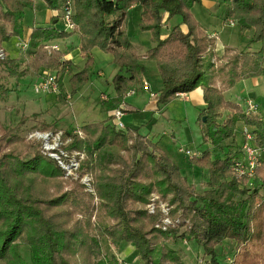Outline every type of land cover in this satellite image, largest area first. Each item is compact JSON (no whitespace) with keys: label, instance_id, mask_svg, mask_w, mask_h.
Listing matches in <instances>:
<instances>
[{"label":"trees","instance_id":"16d2710c","mask_svg":"<svg viewBox=\"0 0 264 264\" xmlns=\"http://www.w3.org/2000/svg\"><path fill=\"white\" fill-rule=\"evenodd\" d=\"M40 1L52 11L61 10L64 2ZM199 1L71 0L73 29L57 25L32 28L24 71L37 77L40 72L53 73L59 85L68 75L69 96L73 97L92 71L91 51L98 48L110 53L118 68L111 81L115 95L100 100L101 108L132 111L124 97L141 83L144 67L126 37L125 24L130 8L140 6L139 29L150 32L155 44L145 57L155 62L161 80L157 103L167 104L180 94L202 88L206 107L199 112L197 122L202 142L209 147L189 159V165L200 169L202 191L138 130H118L107 120L81 126V135L65 132L61 137L62 142L70 139L61 149L83 155L79 178L90 177L92 192L66 176L40 145L27 142L15 127H2L0 264H28L19 252L20 244L28 247L29 264H122L114 256L94 260L102 254L101 239L114 247L133 246L139 264H182L167 244L181 228L207 258V264L264 263V116L246 114L223 97L237 82L259 77L264 71V0H230L224 22L235 23L241 34L252 32L250 42L259 43L260 48L252 52L225 46L224 62L217 67L210 62L211 40L191 13ZM33 9V0H0V47L11 37L22 38L25 15ZM165 14L166 19L177 16L180 21L161 38ZM55 19L58 22L60 17ZM74 34L85 59L84 67L75 73L71 61L49 45ZM0 63L10 67L20 61L6 56ZM10 74L19 75L15 70ZM7 92L0 84V94ZM240 124L249 127L252 145L260 150L250 178L231 171L234 161L242 158V144L234 149ZM154 192L163 201L170 196L171 225L164 230L160 227L162 213L155 210L150 214L146 209ZM93 198L98 201L95 206ZM224 244L232 246L231 256L223 254Z\"/></svg>","mask_w":264,"mask_h":264},{"label":"rangeland","instance_id":"374dc122","mask_svg":"<svg viewBox=\"0 0 264 264\" xmlns=\"http://www.w3.org/2000/svg\"><path fill=\"white\" fill-rule=\"evenodd\" d=\"M207 3H214V6L211 9H207L208 7L205 6ZM229 6L230 0H200L199 3L192 7L191 13L195 21L199 23L203 30L206 29L208 32H215L218 34L219 41L225 46L236 48L238 51H258L260 44L250 42L252 32L241 34L235 23H230L229 20L224 23V18ZM132 9L129 10V15L125 24L126 37L137 55L140 48L136 46H140L141 49H144L147 53V51L154 47L155 44L151 41L150 32L139 29L140 6H133ZM44 13L45 12L42 9H37L36 17L40 18ZM25 16V25H31L32 12H27ZM55 17L59 18L60 16L56 15L51 17V21ZM178 19L179 17L174 16L170 18L167 23L165 19V22L160 29V37L163 34L168 35L171 28L178 24ZM57 26L59 28H64L61 18L58 20ZM15 38L16 37H11L6 41L5 47L8 52H10V49L15 52L16 49L19 54L16 55L17 52H10L8 56L7 51H4L7 57L11 59L16 57L15 59H18L20 63L10 67L0 63V84L8 91L6 94H0V130H3L2 127H15L21 137L27 142H33L35 145H40L43 152V149L45 150V147L47 146L46 141L50 146V143L53 144L50 133L54 135L56 132L61 131L72 135L73 133L78 132L79 128L85 124L103 120H107L108 123L113 124V119H109V117L106 116L107 112L101 108V102L99 100L100 94L103 98H107L106 96L108 95L110 97H114L115 95L111 81L113 76L118 72V68L114 65L113 56L110 53H105L98 48L92 49V71L88 74L86 82L73 97L69 96L70 85L68 83V75L64 76L65 80L63 78V82L61 81L59 94L36 93L34 91V85L37 83L38 77L30 72L24 71V63L27 57L28 48L27 46L25 47L22 45L21 41L17 42ZM78 53L80 55L78 57L82 60L81 63H78L77 58H74V61H76V66L72 65V72L74 73L81 70L85 64V59L82 57L79 48ZM140 63L144 67V74L141 76V81L147 76L150 91L152 92L150 94H159L162 85L155 62L153 60H147V62L140 61ZM13 70L19 74L17 77H13L10 74ZM99 73H101L100 76L98 75ZM41 74L43 73L40 72V75ZM145 89L147 90L141 89L139 83L130 88L127 92L129 93L130 90H136L138 93L136 96L126 97V95L124 97V103L133 109L130 112L123 113L121 117L124 128L138 130L141 135L146 136L151 143L164 151L169 159L179 167L181 174L186 177L190 183L194 184L198 191H202L204 179L201 176L200 169L189 165V162L185 161L183 155L178 153V149L181 147L193 152L200 151L201 149L202 151L208 149L209 145L203 144L202 142L198 122H196L195 125V117L190 115L187 116L186 121L181 122L174 116V113L171 111L169 112L168 110H166L164 116H159L158 118L156 116L151 118L150 114L152 111H150L148 113L149 118L143 119V117H145L142 114L143 105L148 102V97L150 95L148 91L149 88ZM230 89L231 91L227 93L225 97L223 96L225 100H236V104L244 111L245 108L243 102L245 101L243 100L250 98L254 101L257 108L254 115H256V112H259V115L264 116V71L261 76L254 79L250 78L239 81ZM143 91L147 93L148 97ZM178 97L169 103L177 102ZM155 102L158 104L154 99V105L152 106L153 109L151 108L154 111L157 109ZM163 105L165 104H158L159 107ZM240 129L237 128L235 134L234 149H238L242 144ZM163 130L166 132V135L164 136H162ZM149 132L150 135H148ZM158 132L159 134H157ZM173 133L174 140L172 141L170 135ZM45 135H48L46 140L43 139V137L41 138V136ZM53 146L56 147L55 145ZM220 155L221 153H217V156ZM262 156L264 157V151L262 152ZM194 172L196 174L195 177L193 174ZM80 175L81 172L76 171L75 177H72V180L84 185L79 178ZM65 178L67 177L65 176ZM69 178L71 179V177ZM88 178L90 177L88 176ZM90 184L91 180L89 186ZM84 187L87 192H92L91 186L89 189L86 185H84ZM152 198L155 199L156 211H167V214L170 215L172 207L167 204L170 196L167 197L166 201H163L160 195L154 192L151 193L148 203ZM97 203L98 201L93 198V205L95 206ZM77 217L79 216L77 215ZM94 218L95 217H92V220H94ZM183 231L184 228H181L176 238L167 242L169 247L177 252L178 258L182 264H207V258L202 257L201 250L184 236ZM123 245L114 247L110 245L106 239H101L102 254L101 256L94 258V260L98 261L114 256L122 264H139V257L133 246L129 244ZM224 245L225 249L223 250V254L231 256L233 253L232 246L227 244ZM19 252L29 264L28 247L20 244ZM220 252L221 249H218L217 253L219 254ZM217 258L222 260L223 256L218 255ZM224 261L227 262L226 260Z\"/></svg>","mask_w":264,"mask_h":264},{"label":"crops","instance_id":"0c3cea01","mask_svg":"<svg viewBox=\"0 0 264 264\" xmlns=\"http://www.w3.org/2000/svg\"><path fill=\"white\" fill-rule=\"evenodd\" d=\"M33 1H34V9L32 11H30V12H32L31 25H29V26L28 25H24V34L22 36L23 39L16 37L15 39L17 40V42L21 41V42H25L26 43L27 39H28V36L30 34V31L34 27H40V26L41 27H48V26H54V25L56 26L57 25L56 24L57 20L54 18L51 21V17L56 16V15L57 16L60 15L61 14L60 10H58V11L48 10V9H46L44 7L43 3L40 0H33ZM205 6L208 7L207 9H211L214 6V3H207V5H205ZM132 8H133V6L130 8V10ZM37 9H42L45 12L44 15H42V17H40V18L36 17ZM132 10H134V9H132ZM166 17H167V15L165 14L164 15V20L166 19ZM168 20L169 19H166V23H167ZM179 21H180V19H178L177 23H179ZM222 24H223V22H222ZM223 27H224V24H223ZM181 29L183 31H186V27L184 25L181 26ZM202 31H204L208 35V37L211 39V45H212L211 51L213 53V57L210 59V62L214 63V66L217 67L219 64L224 62L223 59H222V56L224 54L225 45L222 44L219 41L218 34H216L215 32H208L206 29H204V30L202 29ZM166 36H167V34H163L161 36V38H165ZM78 44H79V37H78L77 34L72 35L68 39L54 40V41L49 43V45L55 46L58 50H60L63 53V58L65 60H70L73 66H76V61H74V58H77L78 63L79 62L81 63V60H82L80 57H78V56H80L79 53H78ZM136 47L140 48V50L138 52V55L141 58L140 61L141 62L142 61L147 62L148 59L145 57L146 51L144 49H141L140 46H136ZM1 48L6 50L5 42L1 44ZM6 51H7V55L8 56H9L10 52H13V50H11V49L9 50L10 52H8V50H6ZM13 53H16V55L19 54V52L16 49H15V52H13ZM15 58H12V59H15ZM205 58H206V61H208L209 58L207 56H205ZM98 75L100 76L101 73H99ZM64 80H65V78H64ZM62 82H63V79H62ZM144 83H146L147 87L149 88L148 89L149 94L152 93L150 91V86H149V81H148L147 76L140 83V88L144 89V90H147V89H145L143 87ZM215 85L217 87H220L221 84H220L219 81H216ZM160 88H162V87H160ZM130 91H133V92L132 93H127L126 97L136 96L138 94L136 90H130ZM230 91H231V89H228V90L224 91L223 92V96L225 97V95L227 93H229ZM143 92L147 95V93L145 91H143ZM153 94L157 95L158 93H153ZM202 94H203L202 88L198 87V88H196L194 91H192L190 93L180 94L179 97H178L177 102L175 101V102H172V103H169V104H165V105H163L161 107H159L158 104H156V102H155V105L157 106V109L155 111L152 110L153 109L152 106L154 105V103H153L154 99H152V97L150 95H149V97H150L149 98L148 95H147L148 102L143 105V113L142 114L145 116V117H143V119H148L149 118L148 113L150 111H152L151 114H150L151 118H153L155 116L158 118L159 116H161V117L164 116L166 110H168L169 112L171 111L172 113H174L175 114L174 116L177 117L181 122L186 121V118H187L188 115L195 117V125H196V122H197L196 119H197V116H198L199 112L202 111L206 107V105L204 104V102L202 100ZM108 96H106V97L110 98V96L109 97ZM99 100H102V95L101 94L99 96ZM155 101H156V98H155ZM227 101H230V102H233V103L237 102L236 100H233V101L232 100H227ZM243 101H245V100H243ZM103 110L106 111L105 108H103ZM123 113H125V112H123ZM258 113L259 112H256V115L258 117H263L262 115H259ZM106 116L112 118V112L108 111L106 113ZM238 128L239 129L241 128V130L242 129L249 130V127L243 126L241 124L238 125ZM197 129H198V127H197ZM157 134H159V132ZM162 134H163L162 136H164V135H166V132L163 130ZM148 135H150V132H149ZM170 137H171V140L173 141L174 140V133L171 134ZM181 149H183V150H189V149H184L182 147L178 149V153L183 155V157H184L186 162H189L190 157L184 155V153L180 151ZM201 152H202V149L200 151H197V152L196 151L195 152L190 151L192 156L193 155L199 156ZM193 174H194V177H195V175H196L195 172Z\"/></svg>","mask_w":264,"mask_h":264},{"label":"built area","instance_id":"2783aa9c","mask_svg":"<svg viewBox=\"0 0 264 264\" xmlns=\"http://www.w3.org/2000/svg\"><path fill=\"white\" fill-rule=\"evenodd\" d=\"M61 14L59 15L61 18V21L63 23L64 29L66 30H72L73 29V24L71 22V16L73 13V6L71 0H64L62 8L60 10ZM230 23H232L230 21ZM22 45L25 47L27 46V42H22ZM53 48H56L55 46H52ZM28 48V46H27ZM57 49V48H56ZM6 57L4 49L0 47V61L3 60ZM43 74L39 75L37 78V83L34 85V91L36 93H53V94H59V83H58V78L55 74L49 73V72H42ZM144 88H148L146 83L143 85ZM133 91H130L129 93H132ZM152 98H157V95L155 94H150ZM103 98V97H102ZM102 100L106 101L107 98H103ZM244 112L246 114H254L256 111V104L252 99H246L244 102ZM123 108L120 107L112 112V119H113V125L115 126L116 129L118 130H124V125L121 121V117L123 115ZM78 133L81 135V133ZM63 132L59 131L56 132L54 135L50 133L51 138L53 140V144L51 146L49 143L46 144L47 146L45 147V150L43 149V152L46 153L48 156L56 160L58 165L65 171V175L69 177H75V172L78 171L79 169V163L83 159V155L77 152H72L68 154L66 151L61 149V146L68 143L70 139L65 140L62 142L61 137H62ZM47 139L48 135L41 136V138ZM243 137H244V142L242 143L241 146V152H242V158L235 160L232 167L231 171L233 174L237 176H246L248 178L252 177L253 171L256 168L259 157H260V150L252 145L253 143V136L249 133L247 130H243ZM55 145L56 147H54ZM181 152L184 153V155L189 156L192 158L195 155H191L189 150H180ZM81 182L86 185V187L89 189V182L90 178L88 176H83L80 178ZM155 199L152 198L151 201L147 204V211L148 213L152 214L156 210V203L154 201ZM163 214V218L161 220L160 227L164 230L167 226L171 225V221L168 218L167 211H161ZM158 227V225L156 226Z\"/></svg>","mask_w":264,"mask_h":264},{"label":"water","instance_id":"95a60500","mask_svg":"<svg viewBox=\"0 0 264 264\" xmlns=\"http://www.w3.org/2000/svg\"><path fill=\"white\" fill-rule=\"evenodd\" d=\"M202 120L204 121L205 120V117H203Z\"/></svg>","mask_w":264,"mask_h":264}]
</instances>
